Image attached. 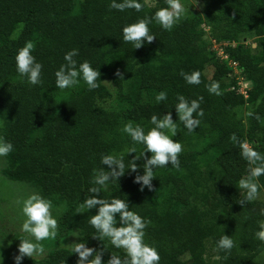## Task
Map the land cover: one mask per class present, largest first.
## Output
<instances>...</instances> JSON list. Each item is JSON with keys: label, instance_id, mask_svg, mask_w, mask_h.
Listing matches in <instances>:
<instances>
[{"label": "trees", "instance_id": "trees-1", "mask_svg": "<svg viewBox=\"0 0 264 264\" xmlns=\"http://www.w3.org/2000/svg\"><path fill=\"white\" fill-rule=\"evenodd\" d=\"M183 1L191 6V0ZM198 1L202 10L186 9L171 30L150 23L153 40L133 49L122 40V27L151 18L167 6L166 0H140L139 12L111 9L110 0H0V136L13 146L3 173L33 185L62 207L55 237L40 243L46 256L23 257L20 264H76L74 246L56 245L73 232L80 235L78 243L101 251L102 262L111 254L125 258L123 249L87 223L96 208L82 207L92 195L88 188L95 172L107 170L100 164L105 154L122 155L126 167L100 196L128 201L129 210L148 221L144 241L155 246L158 264H210L209 248L218 257L214 264H247L264 249L253 235L264 216L253 200L238 203L243 196L237 182L249 166L229 140L234 133L264 153V0ZM25 42L33 44L31 54L42 65L38 85H29L16 72L14 58ZM73 48L77 65L86 60L100 72L97 88L89 90L83 81L64 90L55 87L54 72ZM194 71L200 83H185L184 74ZM240 79L250 86L246 94L239 90ZM213 81L220 95L206 90ZM159 91L166 99L156 102ZM177 95L200 98L203 115L191 132L177 120ZM241 106L248 108L245 117L239 114ZM166 112L176 124L172 138L181 144L179 168L153 169L151 190H141L133 178L143 173L150 153L139 157L143 145H134L122 128L131 122L147 131L149 118ZM133 146L135 153L127 155ZM133 156L139 157L135 172L127 169ZM209 165L214 205L181 212L178 202L189 203L190 187H200L202 168ZM256 180L264 191V175ZM222 234L234 241L227 252L216 247Z\"/></svg>", "mask_w": 264, "mask_h": 264}, {"label": "clouds", "instance_id": "clouds-1", "mask_svg": "<svg viewBox=\"0 0 264 264\" xmlns=\"http://www.w3.org/2000/svg\"><path fill=\"white\" fill-rule=\"evenodd\" d=\"M166 7L158 8L151 16L138 19L134 23L124 25L121 29L122 40L131 43L133 49L141 47L142 44L150 43L154 35L149 31L148 25L153 21L164 30L171 28L184 17V7L180 0H166ZM109 8L117 11L134 9L139 12L142 8L140 0H110ZM33 44H25L17 50L15 55L16 72L26 79L29 85H38L41 82L42 65L31 54ZM78 55V50L73 48L65 52L62 63L54 72L55 87L60 90L72 88L83 81L89 90L98 87L97 78L100 76L95 68L88 61L80 62L73 57ZM184 81L188 84H199V73L192 72L184 74ZM209 94L220 95L218 82L213 81L205 85ZM166 99V93L159 91L155 96V101L160 102ZM177 103L174 105L177 120L189 132L197 128L200 120L197 117L203 115L199 108L200 98L188 101L182 95H177ZM195 113V117L193 116ZM252 115V113H248ZM259 120V116H255ZM152 125L145 131L139 124L126 123L122 132L127 134L133 144L143 145V151L139 157H144L145 152L150 155L145 159L142 168L143 173L137 174L133 182L140 185L141 190L147 186L152 188L153 169L165 167L170 164L174 168H179L178 154L181 152V144L172 137L176 135V124L171 113H164L159 119L156 115L149 118ZM170 133V135L165 133ZM229 140L239 147V155L248 164L246 174L241 176L237 182L239 189L243 191V199L238 203L245 205L256 198L258 183L256 178L264 175V153L255 150L246 141L238 140L233 133ZM12 144L0 140V157L6 156L12 150ZM135 153V147H131L128 153ZM133 156L129 159L127 169L135 172L137 165L134 161L139 158ZM100 164L106 165L98 169L91 180L92 187L88 188V193L82 202L83 209L96 208L87 223L98 233L99 237H107L114 248L123 249L125 258L110 255L102 262L101 251H94L86 247L84 243H75L72 252L77 254L76 264H158L159 253L155 246H151L144 241V229L148 221L143 219L136 212L129 210V203L124 199L111 198L104 199L100 196L101 190L105 189L112 181L118 180L125 173V162L122 155L105 154L100 157ZM51 202L43 198L38 193L29 194L22 202L20 209L24 219L20 224V231L28 234V238H21L18 244V254L14 257L15 264H20L23 257H32L43 251L40 241L46 240L56 235L57 221L50 212ZM264 216V210H261ZM117 219L119 225L117 226ZM258 230L254 232V237L264 243V221H258ZM218 249L227 252L234 247V241L230 235L222 234L216 241ZM93 252L96 255L93 257ZM89 257H92L89 260Z\"/></svg>", "mask_w": 264, "mask_h": 264}, {"label": "rangeland", "instance_id": "rangeland-1", "mask_svg": "<svg viewBox=\"0 0 264 264\" xmlns=\"http://www.w3.org/2000/svg\"><path fill=\"white\" fill-rule=\"evenodd\" d=\"M192 2V3H191ZM191 6L187 5L183 0L180 1L184 9L191 11H201L202 4L198 0H191ZM218 44L212 45V48L217 49ZM211 71L209 72V74ZM111 86V84H109ZM239 90L245 93L248 90L247 82L244 79H240ZM239 114L243 117L247 115L248 108L246 106H241L238 108ZM2 122H0V127ZM0 140H2L0 136ZM7 163V155L0 157V264H10L13 262L14 257L18 254V244L21 238H28V234L20 231V224L22 223L24 217L20 211L22 207L23 200L31 193L40 194L39 190L33 185L24 182L17 181L8 178L3 173V168ZM203 177L201 179L202 184L200 187H190L189 203L187 205L178 202L176 208H179L181 212H185L186 209L201 210L205 208L212 207L213 204V194L209 187V170H212V166L203 167ZM257 182V180H256ZM238 193L243 196V191L238 188ZM41 195V194H40ZM256 206L261 210H264V191L260 188L257 190L256 198L253 200ZM51 215L57 220L59 214L62 213V207L51 203L50 208ZM264 221V218L263 220ZM10 230V232L8 230ZM5 231L7 234H4ZM57 232V228H56ZM80 235L78 232H73L68 236L62 238L56 245L63 247H72L75 243H78ZM53 238V237H52ZM52 238H49L52 241ZM40 241L39 243H41ZM43 251L39 254H34L32 258L42 259L46 256L47 249L42 248ZM206 258L210 264L217 262L218 257L215 255V251L211 248L208 249ZM247 264H264V249L257 254L252 260Z\"/></svg>", "mask_w": 264, "mask_h": 264}, {"label": "built area", "instance_id": "built-area-1", "mask_svg": "<svg viewBox=\"0 0 264 264\" xmlns=\"http://www.w3.org/2000/svg\"><path fill=\"white\" fill-rule=\"evenodd\" d=\"M232 65H234V66H235V63H232ZM249 87H250V86H249ZM249 87H248V88H249ZM244 94H246V92H245Z\"/></svg>", "mask_w": 264, "mask_h": 264}]
</instances>
